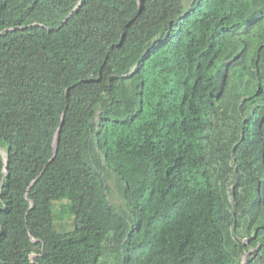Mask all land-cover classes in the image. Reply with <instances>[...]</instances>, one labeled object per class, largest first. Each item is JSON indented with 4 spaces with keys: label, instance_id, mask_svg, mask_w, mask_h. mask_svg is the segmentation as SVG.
<instances>
[{
    "label": "trees",
    "instance_id": "obj_1",
    "mask_svg": "<svg viewBox=\"0 0 264 264\" xmlns=\"http://www.w3.org/2000/svg\"><path fill=\"white\" fill-rule=\"evenodd\" d=\"M0 150V264H264V0H0Z\"/></svg>",
    "mask_w": 264,
    "mask_h": 264
},
{
    "label": "rangeland",
    "instance_id": "obj_2",
    "mask_svg": "<svg viewBox=\"0 0 264 264\" xmlns=\"http://www.w3.org/2000/svg\"><path fill=\"white\" fill-rule=\"evenodd\" d=\"M236 84L235 81H233L231 84ZM233 86V85H232ZM239 92L238 88H232L229 92V94L222 100L220 101V105H224L225 107L228 106V104L230 102H233L236 97L234 98V96ZM107 185L110 188L109 191V200L111 201L112 204H116V205H120L121 204V199L117 193V190L115 188L114 182L111 180L107 181Z\"/></svg>",
    "mask_w": 264,
    "mask_h": 264
},
{
    "label": "water",
    "instance_id": "obj_3",
    "mask_svg": "<svg viewBox=\"0 0 264 264\" xmlns=\"http://www.w3.org/2000/svg\"><path fill=\"white\" fill-rule=\"evenodd\" d=\"M68 18V17H67ZM66 18V19H67ZM66 19L64 20V22L66 21ZM63 22V23H64ZM62 23V24H63ZM64 117L65 115L63 114L62 116V120H61V124L59 126V128L57 129V132L55 134V139H54V146H55V154L54 156L52 157V159L50 161H52L56 155V152H57V146H58V143H59V138H60V133H61V129H62V125L64 123ZM2 152V154L4 155V152L2 150H0ZM5 170H7V164H6V167H5ZM35 182V181H34ZM33 205V204H32ZM257 233V231H256ZM255 233V235H256ZM244 243L248 244V239H244ZM253 251V249H250L249 251L246 252V254L243 256V261H242V264H247V256L249 253H251ZM35 257V254L31 255V258L33 259Z\"/></svg>",
    "mask_w": 264,
    "mask_h": 264
}]
</instances>
